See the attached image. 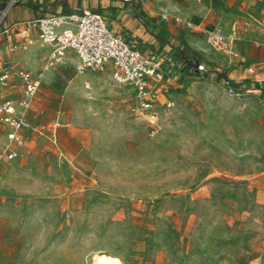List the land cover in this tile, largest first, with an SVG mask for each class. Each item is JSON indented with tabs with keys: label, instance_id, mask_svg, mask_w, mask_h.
Segmentation results:
<instances>
[{
	"label": "crops",
	"instance_id": "0c3cea01",
	"mask_svg": "<svg viewBox=\"0 0 264 264\" xmlns=\"http://www.w3.org/2000/svg\"><path fill=\"white\" fill-rule=\"evenodd\" d=\"M1 2L6 6L8 0ZM84 8L100 13L113 32L128 36L130 44L142 46L146 54L153 52V46L171 57L170 46L184 41L205 66L225 68L229 83L242 91L231 92L223 82L203 78L198 71L199 76L177 92L183 73L174 68L155 89L152 109L161 132L150 134L151 125L133 110L138 100L135 87L114 82L110 63L77 72L74 50L53 58V47L41 42L29 25V20L49 13ZM212 35H220L226 45H214ZM159 36L165 41L160 46ZM0 54L10 69L3 95L15 101L22 96L20 70L40 78L29 107H15L29 126L20 131L18 143L6 136L0 145L13 153L11 159L0 161L6 223L13 220V207L31 203L45 209L50 225L112 222L118 207L132 213L151 192L182 190L180 173H162L151 183L150 172L153 157L162 158L158 163L162 168L171 165L169 160L181 159L175 135L181 126L205 128L212 141L215 128L223 129L229 117V96L264 102V4L262 0H16L0 22ZM156 59L162 62L161 57ZM124 88L127 95L121 94ZM38 125H46L41 134L34 130Z\"/></svg>",
	"mask_w": 264,
	"mask_h": 264
},
{
	"label": "rangeland",
	"instance_id": "374dc122",
	"mask_svg": "<svg viewBox=\"0 0 264 264\" xmlns=\"http://www.w3.org/2000/svg\"><path fill=\"white\" fill-rule=\"evenodd\" d=\"M226 102L212 141L205 128L181 126V159L162 168L151 158V183L180 173L182 190L151 192L132 213L118 207L112 222L50 225L31 203L13 207L8 225L0 201V264H93L98 253L120 264H264V102ZM5 138L0 123V145Z\"/></svg>",
	"mask_w": 264,
	"mask_h": 264
},
{
	"label": "built area",
	"instance_id": "2783aa9c",
	"mask_svg": "<svg viewBox=\"0 0 264 264\" xmlns=\"http://www.w3.org/2000/svg\"><path fill=\"white\" fill-rule=\"evenodd\" d=\"M16 0H8L6 6L0 10V22L10 5ZM167 20V17L164 16ZM175 22H180L178 17ZM29 25L35 29L37 38L53 47L52 57L57 58L66 49L76 52L79 62L76 71L82 72L86 68H102L110 63L111 78L118 84L132 83L137 92V103L133 110L144 117L156 131L159 128L156 112L152 109L157 83L162 78L161 62L152 58L144 51L125 41L113 32L106 24L103 16L91 9L71 11L67 14L49 13L29 20ZM188 27L191 23H186ZM24 32V31H22ZM211 42L220 47L226 45L220 35L210 36ZM196 68L201 71L202 65ZM22 96L15 101L10 96L3 95L10 78V69L0 54V123L6 128V136L10 142L18 143L19 133L29 126L24 114L16 113L19 105L27 109L32 96L40 85L38 75L28 70H20ZM227 85V82L224 83ZM168 105V104H167ZM46 125H38L34 130L41 134ZM13 153L8 148H0V161L9 160Z\"/></svg>",
	"mask_w": 264,
	"mask_h": 264
},
{
	"label": "trees",
	"instance_id": "16d2710c",
	"mask_svg": "<svg viewBox=\"0 0 264 264\" xmlns=\"http://www.w3.org/2000/svg\"><path fill=\"white\" fill-rule=\"evenodd\" d=\"M5 6V2L0 3V10L3 9ZM69 12L63 13L67 14ZM118 34V33H116ZM120 35V34H119ZM125 41L130 43V38L128 36L121 35ZM165 42L164 38L159 36V46ZM135 46V45H134ZM141 51H144V48L140 45L136 46ZM171 48L174 49V55L170 57L168 52H159L158 48L151 47L153 52L148 54L152 58L161 57V69H162V78L157 83L156 88H160V85L163 84L166 79L167 75L170 71L174 68H178V70L183 73L182 78L178 79L177 82L181 85L175 89L177 92H182L185 90L187 84L195 77H198V69L196 68V64L202 65V75L203 78L211 79L214 81H221L223 83L227 82V89L231 92H241L242 89L237 88L236 86L229 83L227 79V70L223 67H220L216 64H209L205 66L201 63L196 55V53L191 50L184 41L180 40L179 45H171ZM170 57V58H169Z\"/></svg>",
	"mask_w": 264,
	"mask_h": 264
},
{
	"label": "bare ground",
	"instance_id": "6f19581e",
	"mask_svg": "<svg viewBox=\"0 0 264 264\" xmlns=\"http://www.w3.org/2000/svg\"><path fill=\"white\" fill-rule=\"evenodd\" d=\"M125 84L132 85L134 88V85L132 83H125ZM93 264H120V261L115 256H111L104 253H98L95 255Z\"/></svg>",
	"mask_w": 264,
	"mask_h": 264
},
{
	"label": "water",
	"instance_id": "95a60500",
	"mask_svg": "<svg viewBox=\"0 0 264 264\" xmlns=\"http://www.w3.org/2000/svg\"><path fill=\"white\" fill-rule=\"evenodd\" d=\"M195 66H197V65H195Z\"/></svg>",
	"mask_w": 264,
	"mask_h": 264
}]
</instances>
